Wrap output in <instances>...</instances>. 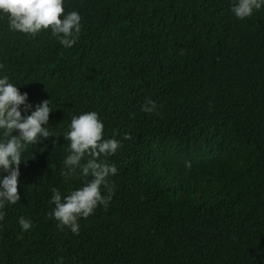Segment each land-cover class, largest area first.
Here are the masks:
<instances>
[{"label": "trees", "instance_id": "16d2710c", "mask_svg": "<svg viewBox=\"0 0 264 264\" xmlns=\"http://www.w3.org/2000/svg\"><path fill=\"white\" fill-rule=\"evenodd\" d=\"M232 2L63 0L81 16L70 48L0 18V73L33 106L50 100L49 129L95 111L121 140L111 200L77 234L48 215L52 188L86 181L60 174L68 142L27 146L0 264H264V7L237 19Z\"/></svg>", "mask_w": 264, "mask_h": 264}, {"label": "clouds", "instance_id": "9594fccd", "mask_svg": "<svg viewBox=\"0 0 264 264\" xmlns=\"http://www.w3.org/2000/svg\"><path fill=\"white\" fill-rule=\"evenodd\" d=\"M262 7L264 0H233L230 4L237 19L249 17ZM5 15L10 30L34 36L42 29L50 28L51 37L68 48L76 42L81 29V16L77 11H65L63 0H0V18ZM27 97L28 94L19 92L7 75L0 73V220L5 205L15 204L20 199L18 166L27 159L22 158L27 146L49 137L63 136L68 147L61 176L68 181L78 173L86 181L63 197L59 190L52 188L49 203L54 207L48 215L58 222V228L67 227L77 234L78 219L87 218L98 205L106 208L111 200L113 188L108 178L116 174L117 168L108 163L106 157L117 151L121 140L116 139L115 134L112 138H104V124L95 111L73 115L67 131L57 134L48 127L49 113L53 110L50 100H42L33 106ZM155 109V102L146 100L141 111L153 112ZM129 138L128 133L123 134V139ZM185 166L190 167L187 162ZM18 224L22 232L32 227L31 219L23 216L18 218ZM56 264H63V258L58 257Z\"/></svg>", "mask_w": 264, "mask_h": 264}]
</instances>
